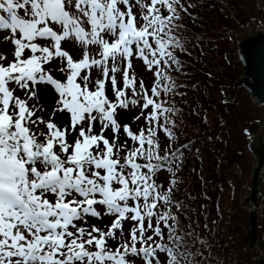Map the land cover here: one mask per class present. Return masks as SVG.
I'll return each mask as SVG.
<instances>
[{
  "label": "snow or ice",
  "instance_id": "1",
  "mask_svg": "<svg viewBox=\"0 0 264 264\" xmlns=\"http://www.w3.org/2000/svg\"><path fill=\"white\" fill-rule=\"evenodd\" d=\"M200 6L0 0V42L11 49L0 55V264H199L174 198L188 146L175 144L186 85L172 73L185 67L182 21ZM54 61L60 79L45 68ZM137 108L144 127L118 121V110ZM97 206L110 218L103 228L88 225L102 219Z\"/></svg>",
  "mask_w": 264,
  "mask_h": 264
},
{
  "label": "trees",
  "instance_id": "2",
  "mask_svg": "<svg viewBox=\"0 0 264 264\" xmlns=\"http://www.w3.org/2000/svg\"><path fill=\"white\" fill-rule=\"evenodd\" d=\"M198 3L200 7L190 9L193 16L182 21L187 52L178 56L185 67L172 73L186 85L179 89L186 95L175 96L180 109L175 144L188 146L174 197L184 206L179 220L182 228L194 233L187 243L203 253L196 256L199 264H260V259L264 262V184L263 209L258 212L261 239L249 259L245 251L249 211L240 204L252 165L244 130L264 122V108L255 107L243 89L233 92L232 84L242 71L235 37L251 21L263 24L264 12L258 10L256 0ZM224 43L226 54L219 62L218 47ZM160 136L163 147L167 138ZM161 183L168 185L165 180Z\"/></svg>",
  "mask_w": 264,
  "mask_h": 264
},
{
  "label": "water",
  "instance_id": "3",
  "mask_svg": "<svg viewBox=\"0 0 264 264\" xmlns=\"http://www.w3.org/2000/svg\"><path fill=\"white\" fill-rule=\"evenodd\" d=\"M257 8L264 12V0H257ZM235 44L242 73L234 81L233 89H243L255 107L264 108V24L251 21L235 37ZM244 132L247 150L253 159L249 192L242 203V207H247L250 211L246 242V256L249 257L259 246L261 239L257 208L264 183V123H253ZM260 263L264 264L262 260Z\"/></svg>",
  "mask_w": 264,
  "mask_h": 264
},
{
  "label": "rangeland",
  "instance_id": "4",
  "mask_svg": "<svg viewBox=\"0 0 264 264\" xmlns=\"http://www.w3.org/2000/svg\"><path fill=\"white\" fill-rule=\"evenodd\" d=\"M225 43L224 44H220V46L218 48H220L219 50V55L217 60L220 62L223 58L224 55L226 54V50H225ZM67 46V45H66ZM78 51V50H77ZM0 55H5V56H9V58H11V49H10V45L4 42H0ZM58 67L59 64L57 61H54L52 65H46L45 68L51 70L52 74L54 75L55 78H62V74L59 73L58 71ZM133 68L135 70V73L137 75L138 79H143L145 82V86H150L152 83V73L151 72H147L143 66L142 61L134 59L133 60ZM233 85V84H232ZM232 90L233 92L235 91L233 89L232 86ZM40 102L45 104L46 106L51 104V97L45 96L43 92H41V99ZM31 103V102H30ZM48 111H51V108H48ZM39 114V113H38ZM139 114V109H129V110H118V116L117 119L118 121L123 125V124H129L132 126L133 130H136L137 128L144 127V121L143 118H141V120H134V117L137 116ZM45 116L48 115L47 112L44 113ZM210 119L212 118L211 115ZM56 122L58 123H62V115L61 114H57L56 116ZM212 122L215 123V120L212 119ZM105 135H111L110 132H106ZM126 139V137H124L123 135L121 136V142ZM212 164V163H211ZM210 164V166H211ZM159 180L158 182L161 183V181L165 180L168 181L169 180V174L167 172H162L158 175L157 177ZM97 210L101 211L102 213V219H96V218H90L88 220V225L91 224H96L97 227H104L106 224L110 223V218L106 215H103L104 209L103 206H97ZM88 225H85L86 227ZM127 227V225H126ZM106 230V229H105ZM117 241H112L109 240V244L111 246H116ZM136 264H140V261L137 260Z\"/></svg>",
  "mask_w": 264,
  "mask_h": 264
}]
</instances>
